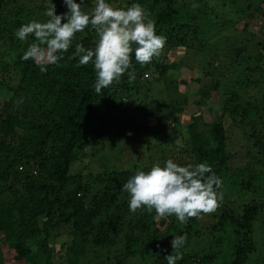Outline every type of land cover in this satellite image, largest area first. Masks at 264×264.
Wrapping results in <instances>:
<instances>
[{
    "label": "trees",
    "instance_id": "trees-1",
    "mask_svg": "<svg viewBox=\"0 0 264 264\" xmlns=\"http://www.w3.org/2000/svg\"><path fill=\"white\" fill-rule=\"evenodd\" d=\"M212 1L106 0L123 9L140 4L166 43L161 56L143 67L133 53L136 80L129 84L125 74L98 95L93 65L77 66L75 56L76 44L94 48L97 36L90 27L76 34L59 66L48 65L45 73L21 59L34 37L21 42L15 31L33 20L46 22L41 14L51 2L57 15L66 13L64 0H0V85L11 92L0 107V264H134L139 255L148 256V264H167L165 257L175 253L169 241L159 247L165 232L172 239L180 232L187 238L211 236L208 250L182 251L177 264H264L255 238L257 224L264 233V96L255 93L264 83V25L259 34L247 32L248 19L264 24V0ZM180 50L202 55L209 82L197 67L173 58ZM221 55L227 61H219ZM226 62L229 76H235L230 82L222 75ZM180 66L183 73L173 83L199 88L201 98L192 105L208 106L212 116L214 106L219 108L211 123L194 114L187 139L173 124L184 116L186 99L163 97L164 77ZM226 118L233 124L230 132ZM134 133L146 136L151 165L133 152L128 166L118 169L121 160L113 153L127 155L131 142L139 141ZM234 145L242 150V167L232 166ZM153 148L161 162L206 163L222 180L218 192L231 187L238 196L250 195V202L233 208L219 201L214 213L189 219L182 231L175 216L157 221L154 211L132 213L129 194L121 189L138 170L153 166ZM96 157L98 169L85 165ZM195 225L199 229L192 231ZM62 231L71 239L58 252L51 241Z\"/></svg>",
    "mask_w": 264,
    "mask_h": 264
},
{
    "label": "clouds",
    "instance_id": "clouds-1",
    "mask_svg": "<svg viewBox=\"0 0 264 264\" xmlns=\"http://www.w3.org/2000/svg\"><path fill=\"white\" fill-rule=\"evenodd\" d=\"M83 3L84 0L80 4L64 0L68 11L57 15L51 2L46 5V22L33 20L16 30L14 35L21 42L34 37L21 59L34 61L40 72L45 73L48 65L59 66L76 34L90 27L97 36L94 48L76 44L75 56L77 66L93 65L95 93L100 95L103 89L120 83L125 74L132 84L136 80L135 71H130L133 53L141 67L150 64L161 56L166 38L156 34L154 22L140 4L123 9L113 7L106 0H95V6L86 14L82 11ZM64 20L67 22L62 23ZM15 103L18 106L23 100ZM221 186L222 180L206 163L179 166L168 159L163 167L156 164L147 172L138 170L121 190L129 194L132 213L154 211L158 220L175 216L180 223L187 224L191 218H202L218 209L223 198L218 192ZM186 243V234L174 236L171 246L175 255L165 257L167 264H177L182 259L181 249Z\"/></svg>",
    "mask_w": 264,
    "mask_h": 264
},
{
    "label": "rangeland",
    "instance_id": "rangeland-1",
    "mask_svg": "<svg viewBox=\"0 0 264 264\" xmlns=\"http://www.w3.org/2000/svg\"><path fill=\"white\" fill-rule=\"evenodd\" d=\"M40 2H41V0H40ZM74 2L77 3V4H80L81 0H74ZM90 3H91L90 0L87 1V2H86V0H84V3L82 5V11L83 12H85V13L91 12L93 7L90 5ZM214 3H215V0H213L211 2V4H214ZM222 10H223L222 7H217L218 13H222ZM44 13L41 14V15L44 16ZM247 21H249V28H248L247 32L250 33V34L258 33L260 31V29L264 25V24H262V26H261V24H258L255 21H250V19H248ZM230 45H231L230 48H232V49L235 48V45L233 43L230 44ZM253 49L254 48L252 47L250 50H253ZM225 57L226 56L221 55L220 57H218V60L219 61H223V60L227 61ZM173 58H175L176 61H179L180 64L181 63H183V64H189L190 63V64H192L191 66L197 67V70H196L197 74L203 79V81L209 82V80H207L204 77L205 74H207L206 73L207 70L205 69V67L203 65L201 66V64L203 63V59H204L201 54H199V53H197V52H195L193 50H186V51L185 50L184 51L180 50L179 52L176 53L175 57L173 56ZM224 67H225V69H224V71L222 73V75L224 76V80L229 79V82L233 81L235 79V76H229V73H228V70H227V68H228L227 62L224 65ZM263 67H264V65H263ZM175 71H170L168 73V75H166L164 77V80L166 81L165 86H166V89L168 91L165 94L166 96H163V97H167L168 100H172V101L176 100L175 102L182 101V100L186 99L185 101H182V102H186L187 103L186 104V108L184 110V114H183L184 116H182L181 121L175 122L173 124H174V128L175 129H180L182 131V135L184 136V138L187 139V138H189V130L186 127L191 122V118H192V116L194 114L201 113L203 115V117H204V120L207 123H211L217 118L216 115H218V109L219 108H218L217 105L214 106V111H213L214 113H213V116H212L209 113L210 111H209V107L208 106L198 108L197 106L192 105V104H196L195 101L200 100V98H201V96L197 93L199 88L194 86V87H192L190 89L187 88V87H180V89H179V87L174 85L173 82H175L177 77L183 73L181 66H180L179 70H175ZM161 89H162V85H161ZM181 91H182L183 94H182V96H181V98L179 100V92H181ZM251 92H252V90H251ZM257 92L259 93V97L262 98L264 96V83H262L260 85L259 89L255 90V93H257ZM162 95H163V93H162ZM162 95H161V92L158 91L157 96H161L162 97ZM10 96H11L10 90L7 89L6 86H4V85H0V107L4 104V102L7 99L10 98ZM210 106H211V104H210ZM226 119H224V121H225V123L227 125V128L229 129V132H230V128L233 126V124L228 119L227 120ZM149 121H150V125L151 126L156 124L155 118L150 119ZM138 125H140V123ZM138 125H137V127H138ZM202 128H204V126ZM237 129L238 128H236L235 131L237 133H239ZM134 136L135 137L138 136L137 138L139 139V141H136V142L132 141L131 142L130 148L127 149V152H128L127 155H126V152H124L123 150H122V152H116L115 151L113 153L116 158H120V160H121V163H118V166H117L118 169H120L121 167H122V169H124V168H126L128 166V163L131 161V157H134L133 156V152H135L137 154H141L143 156V160L145 162H147V163L149 162L148 165L151 163L150 159L148 158V154L146 153V147H147V145L145 143L146 142L145 140L147 139V138H145L146 136L143 134L144 139L140 135H137V133ZM124 138L129 139L128 135H126ZM123 146L125 148V145H123ZM152 150H153L152 151L153 152L152 156L155 157V160H154L152 165L154 166L156 164H159L162 167L165 166V162L167 160L166 161L163 160L161 162V160L159 159L160 155L159 154H155L154 148ZM229 151L236 155L235 158H234L235 162H234V164H232V166L233 167H242L243 165L242 166H240V165L242 163H244V162L241 159L240 160L238 159L239 158L238 155H241V152H242L240 147L238 145L231 146ZM89 153L91 154V151H89ZM136 157H137V155H136ZM85 161H86L85 162L86 166H90V167H93L95 169H98V168L95 167V165H93V163L97 164V165H100V161L98 160V157L92 158V160L90 158H87V159H85ZM90 161H92V162L90 163ZM142 163L143 162H137V164H139V165H141ZM175 163H176V161H175ZM83 166L84 165L81 164V167H83ZM76 168L78 170L81 169L79 167V164L76 165ZM150 169H151V167H150ZM150 169L144 170V171L147 172ZM235 192L236 191L233 190V188H231V187L230 188L228 187L227 189L223 188V190L220 192V193H222L223 198L220 201L222 203H225L227 205L232 206L233 208L241 207L242 204L244 203V201L250 202V200H251L250 195H246V196L242 197V195L238 196ZM157 221H159V220L157 219ZM173 221H174V224L178 227V229H180V231L183 230V227L187 226V224L180 223L179 220L176 217L173 218ZM159 226L160 225L158 224V227ZM204 228H205V226H204ZM161 229L164 230L163 228H161ZM195 229L198 230L199 226L195 225L194 228L193 227L191 228L192 231H196ZM202 233L203 232H201V235H199V236H192L191 238H187V243L185 244L184 248L181 249V253H182V251L193 252V251L197 250L199 253L203 254L204 251L208 250L209 247H210V243H211V236H209L207 234H202ZM178 235H184V234H182L180 232V233H178ZM255 238L257 239V242H259V243H257V248H258L257 254L264 258V233L260 229V225H258V224L256 225ZM70 239H71L70 234L65 232V231H62L60 233L59 239L52 240L51 241V245L55 249H57L58 252H60V249L62 248L63 244L65 242H68ZM165 241H169L168 244L171 246L172 237L167 232H165L163 238H161L158 241L159 244H160L159 245L160 249H165L167 247ZM96 255L97 254H95V256ZM57 257H58V255H56V258ZM147 259H148V256L139 255L136 258H134L133 261H134V264H148L147 263ZM221 263L222 262H219L218 264H221ZM62 264H65V263H62Z\"/></svg>",
    "mask_w": 264,
    "mask_h": 264
}]
</instances>
